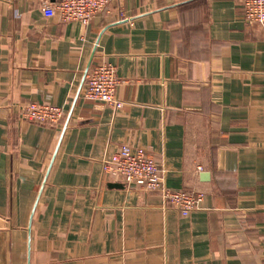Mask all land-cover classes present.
Listing matches in <instances>:
<instances>
[{"label": "crops", "instance_id": "0c3cea01", "mask_svg": "<svg viewBox=\"0 0 264 264\" xmlns=\"http://www.w3.org/2000/svg\"><path fill=\"white\" fill-rule=\"evenodd\" d=\"M242 1L114 0L83 25L0 0V264H264V28ZM102 62L120 110L83 97ZM30 103L63 117L28 124ZM120 145L197 209L104 175Z\"/></svg>", "mask_w": 264, "mask_h": 264}, {"label": "built area", "instance_id": "2783aa9c", "mask_svg": "<svg viewBox=\"0 0 264 264\" xmlns=\"http://www.w3.org/2000/svg\"><path fill=\"white\" fill-rule=\"evenodd\" d=\"M45 18L58 17L63 23L79 22L87 25L90 20L103 13L114 0H36ZM243 19L249 24L264 28V0H243ZM83 97L114 111L120 110L123 103L117 97L120 81L114 66L98 63L86 73ZM63 117L59 107L30 103L23 107L21 118L28 124L56 125ZM102 173L117 179L125 185H134L143 191L160 193L162 201L171 205L182 216H188L197 209L202 200L201 194L183 190L172 191L165 186V170L144 151L120 145L108 158L101 160Z\"/></svg>", "mask_w": 264, "mask_h": 264}, {"label": "water", "instance_id": "95a60500", "mask_svg": "<svg viewBox=\"0 0 264 264\" xmlns=\"http://www.w3.org/2000/svg\"><path fill=\"white\" fill-rule=\"evenodd\" d=\"M201 179H207L208 174L207 173H203L200 175ZM112 186H117V185H112Z\"/></svg>", "mask_w": 264, "mask_h": 264}]
</instances>
